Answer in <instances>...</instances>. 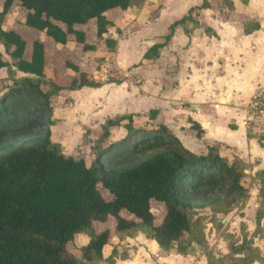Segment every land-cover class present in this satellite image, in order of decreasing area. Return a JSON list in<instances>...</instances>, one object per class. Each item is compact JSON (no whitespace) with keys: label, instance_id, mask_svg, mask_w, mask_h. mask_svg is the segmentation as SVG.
Wrapping results in <instances>:
<instances>
[{"label":"trees","instance_id":"obj_1","mask_svg":"<svg viewBox=\"0 0 264 264\" xmlns=\"http://www.w3.org/2000/svg\"><path fill=\"white\" fill-rule=\"evenodd\" d=\"M145 0H3L0 10V43L10 56L12 66L24 75L13 78L7 93L0 98V118L6 113L10 97L37 95L48 102L51 96L82 87L98 88L102 83L87 81L75 64L66 63L75 72L69 85L51 83L47 91L41 89L46 68L45 45L40 38L31 42V54L24 58L26 41L13 29H4L5 18L13 4L26 10L24 24L45 34L63 46L70 42L81 45L82 51H93L95 46L86 43L85 33L77 25L93 20L96 37L113 49L115 39L106 36L114 21L107 12L118 9L125 12ZM246 5L250 0H239ZM232 6L231 0H225ZM207 0L190 7L180 18L171 22L161 42L152 44L142 58L154 60L160 50L168 45L175 29L181 27L186 35L199 27L192 17L194 9H208ZM259 29V24L246 23L245 35ZM205 33L213 34L210 27ZM9 64L0 52V69ZM108 81L107 83H110ZM157 110L141 114L152 121ZM140 115V116H141ZM133 113L107 117L99 126L100 139L110 136L122 127L125 136L122 145H141L136 152L144 158L127 168L110 170L100 162L106 149H98L95 159L87 165L63 153L59 143L51 138L55 119H48L41 133L18 145L0 146V264H119V253L114 247L106 255L105 247L111 238L122 241L127 237L144 234L154 240L164 251L180 255L193 252L195 243L202 245L203 233L197 208H207L213 214L227 215L246 199L247 190L242 180L247 163L233 155L229 160L220 155L215 145L206 153L197 154L186 148L164 125L154 129L137 124ZM198 128V135L202 129ZM232 128V127H231ZM253 138V137H250ZM264 149V141L256 138ZM258 182L259 207L255 215L256 228L264 216V167L255 173ZM99 187L107 193L101 194ZM162 204L163 216L155 224L156 215L151 202ZM114 220V227L96 230L95 224ZM242 239L228 234V252L215 256L211 249L205 251V264H264V255L245 234ZM79 234H86L88 241L78 248L77 254L68 250Z\"/></svg>","mask_w":264,"mask_h":264},{"label":"rangeland","instance_id":"obj_2","mask_svg":"<svg viewBox=\"0 0 264 264\" xmlns=\"http://www.w3.org/2000/svg\"><path fill=\"white\" fill-rule=\"evenodd\" d=\"M207 1L208 9H194L192 12L199 27L191 32L189 40L184 38L180 42L182 34H178V45L163 50L159 58L152 61L143 60L142 55L153 43L162 41L167 23L180 18L190 7L201 5L202 0H145L125 12H109L107 17L114 21V26L109 28L106 36L115 39L113 49H108L96 37L93 20L81 27L77 25L84 31L86 43L95 46L94 50L84 52L75 42L67 47L53 42L57 48L49 44L44 83L41 84L43 91H47L51 83L60 87L69 85L76 75L65 64H75L87 81L122 84L127 92L124 93L126 105L119 110L137 113L134 118L137 124L154 129L155 125L163 123L194 153H206L208 146L215 145L220 155L229 160L237 155L247 163L242 180L247 197L241 205L227 215L213 214L207 208L196 209L194 218L199 220L202 229V245L193 244L192 260L183 261L186 264H200L198 262L203 256L205 260V251L209 249L215 256L227 253L228 234L241 240L242 223L246 225L247 237L255 236L253 243L264 255V216L258 228L255 223L259 207L255 173L264 166V153L254 151L247 142L250 137L264 141V0H250L246 5L231 0L232 6H227L225 0ZM2 3L0 0V10ZM25 14V9L13 4L3 28L13 29L26 41L24 58L28 60L31 42L35 38L39 36L45 44L52 40L26 26ZM249 22H257L259 29L245 35L243 28ZM206 27H210L214 35H207ZM0 52L9 64L0 69L1 98L7 93L12 79L24 74L11 65L13 60L1 43ZM90 89L63 91L51 96L48 102L37 95L8 98L7 111L0 118V146L18 145L38 136L51 118L56 120L51 126V138L60 144L67 156L81 158L90 165L97 150L106 149L100 162L110 170L124 169L140 162L145 155L135 149L141 145L119 143L126 133L122 127L113 130L106 139H100L101 120L96 119L94 113L102 108L99 101L105 92ZM121 100L120 95L115 97L114 94L110 102ZM155 109L161 114L157 113L152 121L141 115ZM246 109H250L253 119L250 124L247 121V125ZM99 113L101 117L105 112ZM195 117L207 120L202 124ZM194 122L202 129L199 135ZM237 122L244 127L242 143L232 146L218 140L217 137L223 136ZM226 138L230 139L229 135ZM99 190L104 198L108 197L104 189L99 187ZM151 207L156 215L155 224H158L163 216L162 204L152 201ZM113 227V219L95 224L98 231L112 230ZM87 241L86 234H79L73 243L68 244V250L76 255L78 248ZM113 247L119 253L129 254L132 263L174 264L176 259H173L174 252H161L151 245L118 241L113 237L105 254Z\"/></svg>","mask_w":264,"mask_h":264},{"label":"crops","instance_id":"obj_3","mask_svg":"<svg viewBox=\"0 0 264 264\" xmlns=\"http://www.w3.org/2000/svg\"><path fill=\"white\" fill-rule=\"evenodd\" d=\"M239 1V0H238ZM240 2V1H239ZM241 3V2H240ZM166 9V7L161 11L162 13H164V10ZM116 10H118V9H114V10H110V11H108L106 14H108L109 12H117ZM162 13L160 14V16L162 15ZM160 18V17H159ZM158 18V19H159ZM179 18V17H178ZM177 19V18H176ZM176 19H172L170 22H168L167 23V27L165 26V29H166V32H167V28H168V26H169V24L171 23V22H173L174 20H176ZM79 27H81V26H79ZM78 28V27H77ZM30 29H32V28H30ZM32 30H35V29H32ZM109 30V29H108ZM38 32V31H37ZM166 32H165V34H166ZM18 33V32H17ZM164 34V35H165ZM178 34H182L181 35V40H180V42L184 39V38H187L188 40H189V36L188 35H186L184 32H183V30H182V28L181 27H177L176 29H175V32H174V34H173V36H172V38H171V40H170V42L168 43V45H166L165 47H163L161 50H160V53H159V56H160V54H161V52L163 51V50H166L168 47L169 48H171V47H175L176 45H178V43L176 42V36L178 35ZM162 37H163V35H162ZM37 38H39V36L37 37ZM36 39V38H35ZM52 45L53 47H55V48H57L58 47V45H56L55 43H53V41H47L46 42V44H45V42H44V45H45V56H46V54H47V49H48V45ZM70 44H72V42H70L68 45H66V47L67 46H69ZM154 44V43H153ZM150 47V46H149ZM148 49V48H147ZM146 49V50H147ZM145 50V51H146ZM144 54V53H143ZM143 56V55H142ZM159 58V57H158ZM157 59V58H156ZM143 60H145V59H143ZM146 61H152V60H146ZM179 73V72H178ZM122 84H120V85H118V84H114L113 82H110V83H102V86H100V87H98V88H93V89H90V87H87V90H92V91H95V92H105V94H104V96H103V98H101V100L99 101V103L100 102H102V108H99L94 114L96 115L95 117H96V119H100L101 120V123H103L104 122V120L107 118V117H110V116H113V115H116V114H122V113H133V112H125V111H120L119 109L120 108H123L124 107V105H126L125 104V102H126V98H124V93H126L127 94V92H124L125 91V89H123L122 88ZM83 88H85V87H82L81 89H83ZM81 89H79V90H81ZM79 90H75L76 92H78ZM115 94V97H117L118 95H120L122 98H123V100H121V102H115V101H111L110 102V99H112V95H114ZM101 110V111H100ZM125 110V109H124ZM155 110H157V113L158 114H161V111L160 110H158V109H155ZM102 111H104L105 113H106V115H105V113H104V115L103 116H101V117H99V115H102L101 113H99V112H102ZM107 113H109V114H107ZM133 114H137V113H133ZM94 117V118H95ZM236 117H238V118H240V115L238 114V113H236ZM94 120V119H93ZM195 120L197 121V122H202V124H204L203 122H205L207 119H203L202 118V120L203 121H201V119L200 118H198V117H195ZM100 123V124H101ZM99 124V125H100ZM165 125V124H164ZM235 125L236 126H231L232 128H230V130H228V132L227 133H225V134H223V136H221V137H217L218 138V140H223L224 142H226V144H228V145H232V146H234L235 144H240V143H242L241 142V140H243L244 139V137L242 136L245 132H244V127L242 126V125H240L238 122L237 123H235ZM167 127V126H166ZM168 128V127H167ZM227 135H229V137H230V139H228V138H226V136ZM176 137H177V135H175ZM225 136V138H223ZM178 138V137H177ZM179 139V138H178ZM247 142H248V144H249V147H251L254 151H256V152H260V153H264V149L263 148H261L259 145H258V143H257V141L255 140V139H253V138H248V140H247ZM264 167V166H263ZM122 241H126V242H132V243H135V242H139L140 244H146L147 246H149V245H151L153 248L155 247L157 250H159V251H164V250H162L159 246H158V244L154 241V240H152V239H149V238H147L144 234H138L137 236H135V237H132V238H130V237H127V238H125L124 240H122ZM155 242V243H154ZM195 244V243H194ZM109 246V245H108ZM107 247V246H106ZM105 247V248H106ZM143 248V247H142ZM105 251V250H104ZM111 252V251H110ZM109 252V253H110ZM170 252H174V251H170ZM108 253V254H109ZM175 253V252H174ZM107 254V255H108ZM129 254H128V256H127V254H125V256H124V258H122V257H120V258H117V263H119V264H145V263H132L131 262V260L129 259ZM176 258V259H175ZM173 259H175V263L174 264H186V262L185 263H183V261H188V260H192V256L190 255V254H187V255H180V254H177V253H175L174 254V258ZM189 262V261H188ZM198 263H200V264H205L206 263V258H205V260H204V256H203V258L200 260V262H198ZM255 264V263H254ZM257 264H259V263H257Z\"/></svg>","mask_w":264,"mask_h":264},{"label":"built area","instance_id":"obj_4","mask_svg":"<svg viewBox=\"0 0 264 264\" xmlns=\"http://www.w3.org/2000/svg\"><path fill=\"white\" fill-rule=\"evenodd\" d=\"M245 111H246V125H247V121H249L248 123L250 124L253 119H252L251 114H249L250 109H246Z\"/></svg>","mask_w":264,"mask_h":264}]
</instances>
